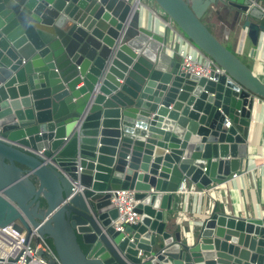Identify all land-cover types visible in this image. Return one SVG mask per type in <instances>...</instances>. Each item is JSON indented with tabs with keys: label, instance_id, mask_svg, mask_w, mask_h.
I'll return each instance as SVG.
<instances>
[{
	"label": "water",
	"instance_id": "water-1",
	"mask_svg": "<svg viewBox=\"0 0 264 264\" xmlns=\"http://www.w3.org/2000/svg\"><path fill=\"white\" fill-rule=\"evenodd\" d=\"M139 2L0 0V229L26 243L35 229L60 264H264V216L213 209L187 236L167 228L182 180L208 191L240 172L264 101L202 16L224 10L253 56L264 1L154 0L220 68L207 76L183 71ZM118 189L140 215L122 231Z\"/></svg>",
	"mask_w": 264,
	"mask_h": 264
},
{
	"label": "crops",
	"instance_id": "crops-1",
	"mask_svg": "<svg viewBox=\"0 0 264 264\" xmlns=\"http://www.w3.org/2000/svg\"><path fill=\"white\" fill-rule=\"evenodd\" d=\"M139 6L149 23L167 31L169 45L175 49L185 48L202 61L206 59L175 26L165 21V15L154 0H140ZM216 10L215 7L209 9L202 16L203 22L264 82V38L255 47L253 56L246 54L244 36L226 18L224 10ZM247 148L248 158L240 167L241 176H229L225 182L208 191L194 189L189 185L187 192L176 195L172 210L167 212L170 217L167 228L171 232L180 231L182 236L189 235L213 209H223L228 214L241 216H264V101L256 106Z\"/></svg>",
	"mask_w": 264,
	"mask_h": 264
},
{
	"label": "built area",
	"instance_id": "built-area-1",
	"mask_svg": "<svg viewBox=\"0 0 264 264\" xmlns=\"http://www.w3.org/2000/svg\"><path fill=\"white\" fill-rule=\"evenodd\" d=\"M260 5L264 13V4L261 2L254 3ZM170 25V24H169ZM174 48L173 52L180 58L182 69L185 72L193 73L199 76H207L211 68L220 71V68L206 57L200 60L185 48ZM258 103L260 100H256ZM257 106V104H256ZM256 106L253 108L255 115ZM224 127L230 126V121L225 118ZM241 176L240 173H233L232 178ZM187 180L180 183L177 192H187ZM137 200L134 197V191L131 189L115 190L111 196V203L117 208L118 214L114 220V228L122 231L128 224L137 222L139 214L135 211ZM39 252H42L40 254ZM0 259L2 264H60L53 249L42 239L35 229H32L30 240L25 242V231L18 232L11 226L0 229Z\"/></svg>",
	"mask_w": 264,
	"mask_h": 264
},
{
	"label": "bare ground",
	"instance_id": "bare-ground-1",
	"mask_svg": "<svg viewBox=\"0 0 264 264\" xmlns=\"http://www.w3.org/2000/svg\"><path fill=\"white\" fill-rule=\"evenodd\" d=\"M164 32H166V31H164Z\"/></svg>",
	"mask_w": 264,
	"mask_h": 264
},
{
	"label": "trees",
	"instance_id": "trees-1",
	"mask_svg": "<svg viewBox=\"0 0 264 264\" xmlns=\"http://www.w3.org/2000/svg\"><path fill=\"white\" fill-rule=\"evenodd\" d=\"M85 250V249H84Z\"/></svg>",
	"mask_w": 264,
	"mask_h": 264
}]
</instances>
